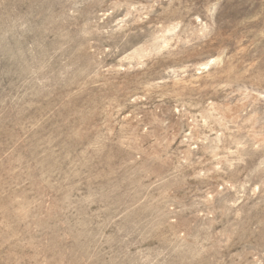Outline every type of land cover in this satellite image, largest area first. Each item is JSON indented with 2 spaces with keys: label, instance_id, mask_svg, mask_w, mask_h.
<instances>
[{
  "label": "rangeland",
  "instance_id": "374dc122",
  "mask_svg": "<svg viewBox=\"0 0 264 264\" xmlns=\"http://www.w3.org/2000/svg\"><path fill=\"white\" fill-rule=\"evenodd\" d=\"M0 264H264V0H0Z\"/></svg>",
  "mask_w": 264,
  "mask_h": 264
}]
</instances>
